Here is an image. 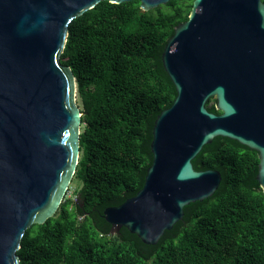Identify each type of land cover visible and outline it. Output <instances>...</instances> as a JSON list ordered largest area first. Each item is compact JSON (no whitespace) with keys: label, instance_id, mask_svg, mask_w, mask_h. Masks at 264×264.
<instances>
[{"label":"water","instance_id":"obj_1","mask_svg":"<svg viewBox=\"0 0 264 264\" xmlns=\"http://www.w3.org/2000/svg\"><path fill=\"white\" fill-rule=\"evenodd\" d=\"M104 1L134 0H0V264H21L27 230L53 218L70 189L83 112L61 56L72 21ZM138 1L149 12L171 0ZM162 62L177 95L155 120L144 185L104 210L112 234L126 227L146 244L219 188V170L193 164L218 136L258 152L264 192V1L194 0Z\"/></svg>","mask_w":264,"mask_h":264},{"label":"trees","instance_id":"obj_2","mask_svg":"<svg viewBox=\"0 0 264 264\" xmlns=\"http://www.w3.org/2000/svg\"><path fill=\"white\" fill-rule=\"evenodd\" d=\"M194 0L145 12L140 1H104L74 19L61 64L71 67L83 112L80 158L56 215L27 230L21 264H264V192L258 152L218 136L193 159L222 174L213 196L192 202L157 244L122 227L111 233L104 210L143 187L153 155V127L177 95L162 55ZM264 1V0H263ZM217 100L207 107L217 114ZM69 191V190H68Z\"/></svg>","mask_w":264,"mask_h":264},{"label":"rangeland","instance_id":"obj_3","mask_svg":"<svg viewBox=\"0 0 264 264\" xmlns=\"http://www.w3.org/2000/svg\"><path fill=\"white\" fill-rule=\"evenodd\" d=\"M82 186V183L74 180L73 183L70 185V189L68 191V196L72 197L73 199H78L77 198V190Z\"/></svg>","mask_w":264,"mask_h":264}]
</instances>
